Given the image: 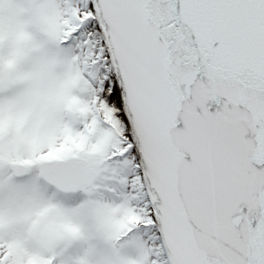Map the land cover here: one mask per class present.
Instances as JSON below:
<instances>
[{
    "label": "water",
    "instance_id": "95a60500",
    "mask_svg": "<svg viewBox=\"0 0 264 264\" xmlns=\"http://www.w3.org/2000/svg\"><path fill=\"white\" fill-rule=\"evenodd\" d=\"M94 4L167 263L264 264V0ZM39 169L65 194L95 178L80 157Z\"/></svg>",
    "mask_w": 264,
    "mask_h": 264
},
{
    "label": "rangeland",
    "instance_id": "374dc122",
    "mask_svg": "<svg viewBox=\"0 0 264 264\" xmlns=\"http://www.w3.org/2000/svg\"><path fill=\"white\" fill-rule=\"evenodd\" d=\"M95 12L92 0H0L6 264H167ZM67 156L96 171L78 195L45 193L37 168L28 179L10 178L13 161ZM54 239L60 244L51 247Z\"/></svg>",
    "mask_w": 264,
    "mask_h": 264
},
{
    "label": "flooded vegetation",
    "instance_id": "af4514ba",
    "mask_svg": "<svg viewBox=\"0 0 264 264\" xmlns=\"http://www.w3.org/2000/svg\"><path fill=\"white\" fill-rule=\"evenodd\" d=\"M32 174H33V172H32ZM31 177V176H30ZM29 177H27V178H25V179H28ZM25 179H23V180H25ZM14 181H16V180H14ZM18 181V180H17ZM20 181V180H19ZM22 181V180H21ZM41 184H43V182H41ZM44 185V184H43ZM47 187V186H46ZM50 189V188H49ZM52 190V189H51ZM53 261V260H52ZM48 262V264H53V262ZM0 264H6L5 262H3V259H2V261L0 260ZM55 264V263H54Z\"/></svg>",
    "mask_w": 264,
    "mask_h": 264
}]
</instances>
